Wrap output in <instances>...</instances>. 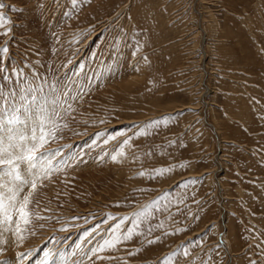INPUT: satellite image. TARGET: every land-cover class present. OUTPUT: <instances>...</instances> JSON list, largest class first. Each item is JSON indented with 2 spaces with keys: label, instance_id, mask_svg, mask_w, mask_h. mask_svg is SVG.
<instances>
[{
  "label": "rangeland",
  "instance_id": "rangeland-1",
  "mask_svg": "<svg viewBox=\"0 0 264 264\" xmlns=\"http://www.w3.org/2000/svg\"><path fill=\"white\" fill-rule=\"evenodd\" d=\"M0 4V138L55 154L0 264H264V0Z\"/></svg>",
  "mask_w": 264,
  "mask_h": 264
},
{
  "label": "snow or ice",
  "instance_id": "snow-or-ice-1",
  "mask_svg": "<svg viewBox=\"0 0 264 264\" xmlns=\"http://www.w3.org/2000/svg\"><path fill=\"white\" fill-rule=\"evenodd\" d=\"M2 7L3 4H0V8ZM4 23V13H0V27H3ZM8 31H10V29H6L3 33H0V35H7ZM7 52V46L0 47V53ZM21 100L23 101L21 108H25V111L30 110L26 105L35 104L39 107L40 98L35 94H32L30 98L25 95L21 97ZM53 103H55V101ZM19 111V108L13 109V115L11 119L7 121L9 125L20 121ZM43 119L44 117L41 115V120ZM2 128L3 122L0 121V129ZM48 137L54 138V130L45 132L41 124L39 127V134L34 130L30 141L24 136L19 137V140L26 142L25 144H9L5 147L3 146L2 138H0V229L3 231L13 230L14 226L15 231L20 233L22 231L20 227L21 222L25 226L31 222L32 213L28 210V205L31 202L30 197L32 192L24 195L22 199L21 193L23 192L24 185L30 184L33 191L37 188L36 181L39 178V174L35 171L38 167L37 161H40V171L47 174L50 170L49 165L51 164L52 156L55 154L53 153L46 156L44 151H40V149L49 142ZM10 148H18L19 151H9ZM22 164L26 165L23 172L21 171ZM165 171L167 170H157V174L163 175ZM29 175L31 179L27 178ZM5 177L10 179L5 180ZM9 184H11V186H9ZM131 233L132 230L129 229V233L125 236V239L131 238ZM149 243H152V241H149ZM111 244V241H105V245L111 246ZM102 248L103 246L99 250H102ZM185 254H187V250H185ZM51 258L52 253L49 250V252L45 253V259L42 261V264H49ZM165 264H167V261Z\"/></svg>",
  "mask_w": 264,
  "mask_h": 264
},
{
  "label": "crops",
  "instance_id": "crops-1",
  "mask_svg": "<svg viewBox=\"0 0 264 264\" xmlns=\"http://www.w3.org/2000/svg\"><path fill=\"white\" fill-rule=\"evenodd\" d=\"M169 248H170V247H169ZM165 251H166V250L161 251V253L159 254V256H160L161 254H163Z\"/></svg>",
  "mask_w": 264,
  "mask_h": 264
}]
</instances>
